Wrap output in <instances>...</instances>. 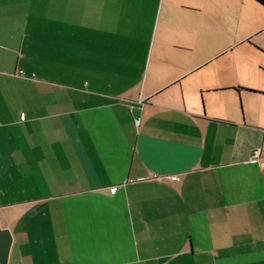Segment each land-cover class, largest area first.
<instances>
[{"label":"crops","instance_id":"crops-1","mask_svg":"<svg viewBox=\"0 0 264 264\" xmlns=\"http://www.w3.org/2000/svg\"><path fill=\"white\" fill-rule=\"evenodd\" d=\"M0 226L7 264H264V6L0 0Z\"/></svg>","mask_w":264,"mask_h":264},{"label":"water","instance_id":"water-1","mask_svg":"<svg viewBox=\"0 0 264 264\" xmlns=\"http://www.w3.org/2000/svg\"><path fill=\"white\" fill-rule=\"evenodd\" d=\"M11 241L12 236L10 231L0 226V264H7Z\"/></svg>","mask_w":264,"mask_h":264},{"label":"built area","instance_id":"built-area-1","mask_svg":"<svg viewBox=\"0 0 264 264\" xmlns=\"http://www.w3.org/2000/svg\"><path fill=\"white\" fill-rule=\"evenodd\" d=\"M19 74H22V71H19ZM135 123H136V125H138V123H139V118H136V119H135ZM251 159H252V160H256V161H258V160L261 159V156H260V149H256V150L253 151L252 156H251Z\"/></svg>","mask_w":264,"mask_h":264},{"label":"trees","instance_id":"trees-1","mask_svg":"<svg viewBox=\"0 0 264 264\" xmlns=\"http://www.w3.org/2000/svg\"><path fill=\"white\" fill-rule=\"evenodd\" d=\"M256 2H258L259 4H261L262 6H264V0H254Z\"/></svg>","mask_w":264,"mask_h":264}]
</instances>
